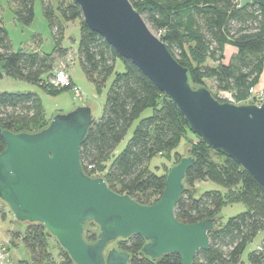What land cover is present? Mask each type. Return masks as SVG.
Wrapping results in <instances>:
<instances>
[{"label": "trees", "instance_id": "trees-1", "mask_svg": "<svg viewBox=\"0 0 264 264\" xmlns=\"http://www.w3.org/2000/svg\"><path fill=\"white\" fill-rule=\"evenodd\" d=\"M10 1L14 5L15 20L29 25L34 18L35 0ZM129 1L158 33V38L178 63L187 68L191 84L206 87L205 81L209 79L216 90L230 92L237 104L254 102L248 99V90L250 87L258 89L256 85L264 70V0ZM40 2L54 39L53 50L49 53L31 47L12 50L0 18L3 73L40 83L50 93L68 89L54 87L49 80L57 64L69 66L67 54L71 50L61 44L64 24L78 20L80 37L71 56L78 58L88 80L99 89L112 73L116 59L124 65V70L116 73L108 88L100 117L93 118L81 144L83 170L91 177H103L107 186L119 194H127L140 204H152L164 189L166 173L150 170L149 160L158 154L168 156L181 139H186L183 156H191L194 162L186 172L184 189L174 206V215L182 223L207 218L215 220L214 228L208 233V249L199 250L192 264H238L247 243L264 229V187L233 159L210 148L190 132L176 106L155 84L120 57L100 34L87 27L75 2ZM36 41L35 45L39 39ZM227 44L234 53L225 62L224 47ZM148 108L152 113L139 120L124 149L105 169L104 162L110 158L117 143ZM48 122L34 92H0L1 129L32 133L44 128ZM189 132L193 137L187 135ZM4 147L0 133V152ZM206 180L222 185L224 192L210 190L196 195L194 183ZM234 202H242L246 209L228 218L223 225L219 224L221 206ZM0 215L4 212L0 211ZM23 225V233L10 231L11 243L20 241L28 250L30 260L17 264H75L41 223L26 222ZM98 231L95 222L86 221L83 238L93 243ZM116 240L115 248L129 254V264H182L177 253L163 255L157 260L147 258L140 251L145 240L139 235ZM248 259L251 264H264V243L251 251Z\"/></svg>", "mask_w": 264, "mask_h": 264}, {"label": "water", "instance_id": "water-1", "mask_svg": "<svg viewBox=\"0 0 264 264\" xmlns=\"http://www.w3.org/2000/svg\"><path fill=\"white\" fill-rule=\"evenodd\" d=\"M87 27L100 34L117 54L142 71L177 108L190 132L239 164L264 187V101L235 104L214 97L205 86L189 82L187 68L149 29L129 0H72ZM54 112L37 132L1 129L0 200L20 223H41L75 264H129V254L108 245L139 235L141 253L157 260L179 254L192 264L209 247L215 220L182 223L174 206L194 159L185 155L167 171L157 201L144 205L111 190L103 177L85 173L80 147L92 123L94 102ZM186 144L183 146V155ZM93 221L96 241L83 238Z\"/></svg>", "mask_w": 264, "mask_h": 264}, {"label": "rangeland", "instance_id": "rangeland-1", "mask_svg": "<svg viewBox=\"0 0 264 264\" xmlns=\"http://www.w3.org/2000/svg\"><path fill=\"white\" fill-rule=\"evenodd\" d=\"M13 11L14 5L10 0H0L1 23L8 32L10 48L12 50H17L21 47H31L41 53L51 52L54 48V39L42 14L40 0H35L34 2V18L29 25H23L17 22L14 18ZM64 26L65 30L61 44L66 48H70L71 53L67 54V56H70L73 54V51L76 50L80 37L79 22L78 20L66 22ZM147 26L152 31V33L158 37V33H156L148 24ZM37 39H39V43L35 45V43H37ZM233 53L234 49L228 44L225 45L224 61L228 62ZM209 63L212 64V62ZM123 70L124 65L122 61L120 59H116L114 69L106 80L105 85L98 89L90 80L86 78L78 58L74 56L73 63L72 65L68 66L67 72L69 73L68 75H72L73 82L79 87L81 91V98L78 99L74 97V94L70 89L50 93L46 91L40 83H30L10 77L3 73L2 63L0 62V92H34L39 98L46 117L49 119L52 117L54 112H64L77 105H86V101H89V106H91V103L94 102L96 104V108L92 111V115L94 119H98L102 113L109 86L111 85L116 73L122 72ZM55 73L56 71L54 70L49 82H51V80L54 78ZM44 77H46V75H43V78ZM205 82L206 87L214 95H216L217 98L223 102H230L228 96L224 95L225 92L215 89L211 80L207 79ZM256 87L258 89H264V70ZM252 101H254L252 103L257 104V101ZM151 113V108L145 109L139 118H137L132 123L123 139L115 146L110 158L104 162L105 169L108 168L110 161L124 149L139 120L149 116ZM187 135L189 137H193L192 133L190 132ZM185 141L186 139H181L178 144L169 151L168 156L160 154L153 156L148 163L149 169L156 172L157 174L167 173L168 169L173 164L179 162L180 156H183V146L186 144ZM175 153H179V155H175ZM194 188H196V195H200L210 190H219L224 192V187L222 185L210 180L197 181L194 183ZM245 209L246 207L242 202H234L230 204L224 203L218 213L220 218L218 223L223 225L228 220V218L243 212ZM0 211L4 212L3 216L0 215V247L3 248V254L0 257V264H17L19 261L29 262L30 254L28 250L20 241H16L14 244H12L10 236V231H20L23 233V224L25 223L17 222L14 219L9 207L4 202L0 203ZM117 242L118 241L116 240L110 243L108 247H117ZM263 243L264 229L260 230L253 237V239L247 243L243 253L241 254L238 264H251L248 259V254L257 248H260Z\"/></svg>", "mask_w": 264, "mask_h": 264}, {"label": "built area", "instance_id": "built-area-1", "mask_svg": "<svg viewBox=\"0 0 264 264\" xmlns=\"http://www.w3.org/2000/svg\"><path fill=\"white\" fill-rule=\"evenodd\" d=\"M72 63H73V57L70 55L67 57V65L70 66L72 65ZM50 83L52 86L57 88H68L73 92L74 97L78 99L81 98V91L79 87L75 83H73L72 80L70 79L66 66H62L58 70H56L55 76ZM223 92H225L224 94L225 96H228L229 101L231 103L237 104L230 92L228 91H223ZM248 93H249L248 99L257 101V104H260L264 101V89H255L254 87H250ZM2 250L3 248L0 247V257L3 254Z\"/></svg>", "mask_w": 264, "mask_h": 264}, {"label": "crops", "instance_id": "crops-1", "mask_svg": "<svg viewBox=\"0 0 264 264\" xmlns=\"http://www.w3.org/2000/svg\"><path fill=\"white\" fill-rule=\"evenodd\" d=\"M59 67H60V64H57L54 70L56 71V69L59 68ZM67 68H68V67H67ZM54 70H53V71H54ZM68 74H69V73H68ZM69 77H70V79H71L72 82H73V77H72L71 74L69 75ZM73 83H74V82H73Z\"/></svg>", "mask_w": 264, "mask_h": 264}]
</instances>
